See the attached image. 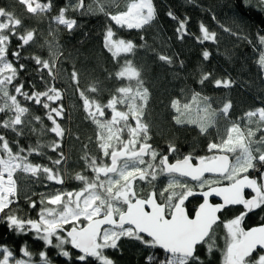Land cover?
<instances>
[{
    "label": "snow or ice",
    "instance_id": "snow-or-ice-1",
    "mask_svg": "<svg viewBox=\"0 0 264 264\" xmlns=\"http://www.w3.org/2000/svg\"><path fill=\"white\" fill-rule=\"evenodd\" d=\"M191 3L192 0H189ZM17 3L24 6L29 15L40 16L49 13L54 9V0H45L43 3L35 0H17ZM264 4V0H260ZM251 0H239L234 8L254 7ZM7 11L6 9L4 10ZM75 12L79 15L91 14L94 11H104V5L93 8L85 3V0H68L65 7L58 10V14L53 17L58 25H63L66 30L72 32L79 28L76 19L65 18L66 12ZM264 12V8L261 9ZM108 15V13H105ZM170 19L177 23L175 29L177 38L183 40L185 36L191 35L188 32L187 25L190 18L185 16L183 19L177 17L171 10L166 14ZM11 19V17H7ZM111 20L120 27L128 29H143L146 25H151L157 19V9L154 0H132L127 6L126 11L111 15ZM5 16L0 15V21ZM215 19V17H213ZM24 28L22 20L10 24L7 27H0V114L5 115V119L0 121V128L11 130L17 137L25 134V129H30L31 133L36 134L37 129L31 127L34 122L40 124V133L54 134L56 139L46 145L37 143L36 148L25 149L19 146L17 142L15 147L18 149L15 153L10 142L3 134H0V222L6 223L10 230H15L17 234L26 232H35L36 237L42 240L46 246L57 250V256L66 258V264L74 259L87 264L90 258H95L99 264H113V261L105 254L107 249H117L118 241L121 238H133L144 245L164 250L170 254L168 259L156 260V264H202L201 258L197 255V247L203 241L194 239L197 235L200 225L196 222L199 212L195 218H189L185 210V202L194 195L178 204L173 203V197L169 195L165 201L166 188L159 193L162 201L157 202L155 192L146 198H140L133 185L138 179L140 181L148 180L151 184L156 180L158 174H167L171 177L169 184L176 179L175 174L188 176L193 180H199L205 173H213L224 176L231 169L233 174L243 175V189H250L254 195L251 198H240L239 193L233 194L232 202L225 203L224 197L218 193H212L217 197H222L221 207H219L215 216L219 219L218 213L227 206H242L243 212L231 220L229 225L230 235L233 239L246 241V238L253 233H264V226L251 228L245 231L241 227L242 222L250 214L260 211L264 212V172L260 173V181L256 178H250L247 173L249 170L259 171L257 164L264 165V135L259 140H254L256 131H264V107H258L244 113L242 119L249 124H254L256 131L246 125L245 131L240 128L239 121H232L231 127L227 129L226 139L220 143H210L208 150L210 152H228L234 154V160L230 161L228 155H214L212 157H197L198 164L191 163L193 157L185 156L182 160L177 159L175 163H169L168 155L159 153L153 148L150 141L149 127L142 120L145 105L149 99L148 88L145 87V81L141 72L133 67L131 60H126L124 66L115 75L120 79L135 81V84L129 83L116 90V94L108 100L106 104H101L95 99L90 98L86 92L96 93L97 88L79 90V77L76 71L71 73V80L76 83V89L82 106L86 112V118L91 120L98 129L97 146L101 152L100 162L95 157H85L89 161V167L95 174V179L88 180L85 176H77L76 179L84 182V187L78 192H59L49 194L47 199H41L40 204L44 205L39 213L38 219H30L17 215V210L11 207L16 200V180L13 174L17 170L29 173L33 177L43 174L50 182L63 184V179L59 174V167L67 164V159L62 151V141L65 137V128L61 121L65 117L64 97L65 91L56 86V82L61 78L62 68L57 67L60 59L59 46L52 41H45V45L50 50L49 58L41 56L30 57L38 66L41 73L40 82L44 90H38L35 84H29L28 89L23 82L14 84L17 80L18 71L24 69L23 64H19V69L14 67L13 62L8 59V45L10 37L15 36L22 42L18 45L20 49L25 46L37 44L41 33L35 29L23 31L18 34L17 29ZM51 28V26H50ZM201 35L195 39L203 44L205 41L215 42L217 35L206 27L202 22L199 24ZM114 33L111 27L107 28L104 36V46L115 55L120 52L133 53L136 45L131 41L112 40ZM256 38L260 49L258 66L264 69V27H257ZM247 39V37H245ZM250 44L251 40L248 41ZM45 45H41L44 47ZM143 46V45H142ZM16 61L21 58L19 50L12 53ZM203 59L207 61L210 58V52L205 50L202 53ZM158 59L167 64H173V58L169 55L158 54ZM183 66V61H180ZM47 73L45 79L43 73ZM212 79V74H203L199 83L203 85L205 81ZM235 81L231 79H215L214 86L217 88H230ZM11 91L15 94L10 93ZM19 97V99H18ZM196 103V108L185 103L181 105L180 100H174L171 107L178 113L176 122L184 123L181 117H186L188 123H195L200 126L202 132H206L208 127L215 122L216 112L211 110L206 97H200V93H194L191 97ZM203 101L201 106L200 101ZM27 103H34L44 110V116L33 115L26 106ZM118 105L124 106L126 110H120ZM105 109L112 113L111 119L105 118ZM232 109L230 100L223 104L220 113L227 117ZM130 118L135 121V126L130 123ZM50 122L51 127L44 125V120ZM127 131L128 139H122V134ZM50 148L56 152L58 158L51 160L53 167L33 164L29 161V156L33 152H38L41 148ZM169 153H175L177 149L169 145ZM145 157H149L146 161ZM157 157L159 160L157 162ZM104 158L110 160L104 163ZM225 162L226 167L222 171L213 172L208 169L200 175L195 173L199 171L202 165L208 163ZM146 167H141L145 165ZM150 170V171H149ZM5 174H7L5 178ZM101 176L104 179H101ZM151 177V179H149ZM231 179V176H228ZM115 189V191H114ZM259 192V194H257ZM203 196V202L209 200V196L200 193ZM47 204L58 206L48 207ZM126 205V209L119 206ZM31 208L36 207V202L32 201ZM203 204L199 205V208ZM199 210V209H198ZM183 212L184 219L180 220L178 213ZM118 217V219H117ZM216 220V222H217ZM108 225L110 227H104ZM65 226H70V230ZM150 239H145L144 235ZM260 246L264 250V239H260L253 245L245 248L242 257V264H264V254H257L253 258L252 254ZM211 251V244H208ZM72 250H78L79 255L73 256ZM2 259L0 264H10V258H13V250L7 246L0 247ZM21 251L29 259H15L14 264H33L31 253L28 251L27 243L22 245ZM230 252V250H229ZM179 254V255H178ZM40 264H53V259L49 258L47 251L39 253ZM156 258L154 255L145 257V264H153ZM225 264H236L231 255L225 258Z\"/></svg>",
    "mask_w": 264,
    "mask_h": 264
},
{
    "label": "trees",
    "instance_id": "trees-1",
    "mask_svg": "<svg viewBox=\"0 0 264 264\" xmlns=\"http://www.w3.org/2000/svg\"><path fill=\"white\" fill-rule=\"evenodd\" d=\"M39 1L45 2V0ZM131 2L132 0H85V3L93 8L103 4L104 11H94L87 15L66 12L65 18L76 19L81 25L69 32L63 25H58L53 18L61 7H65L68 0H54V9L40 16L29 15L17 0H0V8L19 15L24 30L35 29L42 34L37 44L21 53L19 61L13 57L12 62L17 69L19 64L24 65V69L18 71L14 84L23 82L26 90H30L29 84H35L38 90H44L40 82L41 73L30 57L38 55L45 59L49 58L50 50L45 45V41H52L59 46L60 59L57 67L62 68L63 71L56 86L65 91V117L61 121L62 127L65 128L62 151L68 161L67 164L59 167V174L67 182V191L83 186V182L76 179L77 176H90L91 180L94 179L93 172H90L88 166L89 161L85 157L100 159L101 156L97 146L98 129L86 118L82 101L76 94V83L71 80L73 71L78 73L79 90L96 87V93L86 92V94L101 104H106L112 95L116 94L118 88L129 83L135 84L134 80L130 82L115 75L124 66L126 60H131L133 67L141 72L145 87L149 91V99L142 119L150 129L149 142L161 153L172 145L182 156L192 154L196 157H206L209 155L208 145L218 140L216 132L212 130L202 132L196 126L176 122L175 109L171 107L172 101L180 100L181 103H186L192 100L194 93H200V97L210 99L218 108L223 107L228 100L231 101L232 109L228 116L221 118L224 123L223 131L225 120L230 123L239 121L242 131H245L246 125L256 131L255 125L249 124L242 117L249 110L264 107V69L258 66L260 49L256 47L257 27H264V12L261 11L264 4L260 3V0H251L254 7L241 9L234 8L239 0H192L191 3L189 0H154L157 19L151 25H146L143 29H128L116 25L111 20V15L126 11ZM169 10L181 19L185 16L190 18L187 29L191 35L185 36L183 40L177 38L175 31L177 23L166 15ZM201 22L210 31L216 33L215 42L205 41L201 44L195 39L201 35L199 31ZM108 27H111L114 33L112 37L114 40L131 41L136 45L134 54L120 52L119 55H115L113 51L105 48L104 36ZM249 40L252 41L251 44ZM41 45L45 46L41 47ZM205 50L210 52L207 61L202 56ZM158 54L171 56L173 64L167 65L161 62ZM180 61H183V66ZM208 73L212 74V79L201 85L199 83L201 76ZM43 75L47 79V73L44 72ZM215 79H231L235 83L230 88H217L214 86ZM10 93L15 94L11 90ZM118 108L126 110L124 106L118 105ZM33 115L44 116V111L35 108ZM4 116L0 114V121L6 118ZM44 125L51 127L46 119ZM132 125L135 126V122H132ZM31 127L37 129L36 134L31 133L30 129H25V134L17 137L15 132L3 128H0V134L10 142L14 153L18 151L15 147L17 142L27 152L30 146L36 148L37 143L46 145L56 139L54 134L40 133L41 126L37 122ZM262 135L264 131H256L253 139L259 140ZM38 152L44 154L32 153L29 161L33 164L40 163L53 167L56 171L51 160L58 158L57 153L47 147L39 149ZM257 166L261 168V164ZM248 174L260 177L258 171L250 170ZM18 181L19 191L12 207L17 210V215L34 219L41 208L40 200L50 194L43 193L44 184H47L46 177L40 174L38 177L31 176L25 182L20 178ZM32 201L36 202L35 208L30 207ZM241 212L242 209L237 207L225 210V222L234 219ZM262 224H264V212H258L247 218L245 225L251 229ZM223 235L219 226L218 232L211 240L213 241L211 251L208 247L205 250L199 248L197 255L201 258L202 264H221L226 247ZM25 242L28 250L35 255L36 261H39L41 251H47L53 263L66 264V258L57 256L56 249L46 246L32 232L17 234L15 230H10L6 223L0 222L1 246H7L15 255H19ZM72 251L74 257L80 254L78 250ZM261 252L258 251L254 255ZM105 254L113 264H145V257L148 255H154L156 259L153 264H156V260L170 257L156 254L153 248L133 238H122L117 249H107ZM67 264H81V262L74 259ZM87 264H99V262L95 258H90Z\"/></svg>",
    "mask_w": 264,
    "mask_h": 264
},
{
    "label": "flooded vegetation",
    "instance_id": "flooded-vegetation-1",
    "mask_svg": "<svg viewBox=\"0 0 264 264\" xmlns=\"http://www.w3.org/2000/svg\"><path fill=\"white\" fill-rule=\"evenodd\" d=\"M4 10H5V8H0V12H3L2 15L5 16V19L3 21H0V24H2V25L6 24V27H7L10 24L16 23L17 20H20L19 19V15L16 12L12 13V12H9L7 9H6L7 11L5 12ZM7 17H11V19H8ZM23 31H24L23 28H18L17 29V33L18 34H23ZM20 43H22V42H20L17 39V37H15V36H11L10 37V43L8 45V59L10 61H12V59H13V56H12L13 52L19 50L22 53L25 49H28V48L32 47V45H31V46H25V48L20 49L18 47V45ZM18 99H19V97H18ZM26 106L30 109V112L32 114H33V111H34L35 108H40L39 106L35 105L34 103H27ZM40 111L42 112L44 110L42 108H40ZM111 115H112V113H111L110 110L109 111H105V118L108 119L109 117H111ZM61 125H62V123H61ZM159 153H161V152H159ZM33 154H38V153L33 152ZM161 154L168 155L169 163H174L177 159L182 160L185 156H189V155L193 157V159H192L193 163L196 164L197 161H198L196 159L197 158L196 156H194L192 154H188V155L182 156L179 153L178 150L175 153H171V154L167 150V151H164ZM145 158H147V157H145ZM157 159L159 160V157H157ZM39 165H40V163H39ZM41 166H44V165H41ZM163 175H165L166 177L169 176L167 174H163ZM176 178L181 180V181H183V183H184L182 188H178L176 190H170L169 187H171V186H168L166 184H158V185L156 184V185H148V186L145 185V186H142V187L139 186V189H137V187L135 185H133V187H134L135 191L137 192V194H138V196L140 198H146L148 195H150L151 193L155 192L157 194V196H156L157 202H162V203L167 200V197L169 195H171L173 197V203L174 204H178L182 199L188 198V197L196 194L193 197H190L185 202V205H184V207L186 208L187 213L189 214V216L193 217L195 215V212L197 211L199 205H201L202 202H203V198L199 195V193H201V192H203V191L207 190L208 188H210L212 186H215V185L230 184L229 180H227L226 177H212V176H208V177H205L204 179H202V180H200L198 182H191L190 180L181 178V177H179L177 175H176ZM259 178L260 177L258 176V181L261 182ZM46 181H47L46 182L47 184H44L43 193H51V192H57V191H59V192H68L67 189H66L67 188V184H66L67 182H65L64 180H63L64 181L63 184H57V183H54V182L53 183L51 182V184H50V181H48L47 179H46ZM83 187H84V185L80 186L79 189H71L70 191L75 193V192L80 191ZM165 188H166L165 201H162V198L159 196V193L161 191H163ZM252 195H254V193L247 192L246 193V198H251ZM212 202L213 203H217L218 201L217 200H212ZM121 207L126 209V205H121ZM237 208H241L242 212H243L242 206H238ZM242 212H241V214H242ZM258 212H260V211H256V212L250 214L249 216H247V218H249L250 216H252L253 214H256ZM220 218H221V221L219 223H217L215 225V227L212 229V232H211L210 236L208 237V239L205 241V243H203L201 246L197 247V251L199 250V248L200 249L204 248V250H205V248L208 247V244H211V249H212V247H213L212 246L213 245L212 242L213 241H211V240L214 238V235L218 232V227L219 226H221V228H222V234H224L223 235V241L225 242V210L220 214ZM247 218L242 222V226H243V228L245 230H249V228H250V227L245 225L246 221H247ZM32 234L35 235V232H32ZM144 237H145L146 240L150 239V238H148L146 236H144ZM153 250H154V252L156 254L170 256V254L164 252V250L160 249L159 247L153 248Z\"/></svg>",
    "mask_w": 264,
    "mask_h": 264
},
{
    "label": "water",
    "instance_id": "water-1",
    "mask_svg": "<svg viewBox=\"0 0 264 264\" xmlns=\"http://www.w3.org/2000/svg\"><path fill=\"white\" fill-rule=\"evenodd\" d=\"M2 14H3V12H0V15H2ZM221 154L228 155L229 156V160L233 161L232 157L228 153H220L218 155H221ZM191 163L193 165H196V164H198V161H197L196 164L193 163V161H191ZM226 166H227L226 163L222 162V161L216 162V163L204 164V165L201 166L199 171H197L195 174L196 175H200V173H202V172H204V171H206L208 169H212L213 172L222 171L223 168L226 167ZM230 171H231V169H229V172L226 173L224 176H221V175H218V174H213V173H205L204 176H202L199 180H193V179H191L188 176H181L178 173L176 175L181 177V178L188 179L191 182H198V181H200V180H202V179H204L205 177H208V176H212V177H226L230 173ZM249 177L258 179L257 175H254V176H250L249 175ZM243 183H244L243 176H241L239 179H237L233 183L215 185V186H212V187L208 188L207 190L201 192V193H205L207 196H209V200L207 202H202L203 207H201V208L198 207L199 210L197 209L199 214L197 216V221L196 222L200 225V228H199V231H198L197 235L194 237V239H199V240L203 241V243H205V241L210 236V234L212 232V229L215 227V225L217 223H219L221 221L220 214L224 210H227V209H229L231 207H238V206H227V207H225L224 209L221 210V212H219L217 214L218 217H219V219L217 220V217L215 216V212H216V210L219 207L222 206L221 203L223 201H222V197H217L215 195L210 197L212 195V193L220 194L221 196L224 197V202L225 203H231L233 194L239 193L240 194V198L243 199L244 197L246 198V193L247 192H252L250 189H247V188L244 190L243 189ZM257 194H259V192ZM199 195H200V193H199ZM200 196L203 198L202 195H200ZM185 199H187V198H184L182 200H185ZM212 200H217L218 202L217 203H213ZM185 210H186V208H185ZM196 212H195V214H196ZM186 213H187V210H186ZM177 216H178V218L180 220L184 219L183 212L178 213ZM189 218H195V215L193 217L189 216ZM117 219H118V217H117ZM216 220H217V222H216ZM260 226H264V224H262ZM260 226H257V227H260ZM104 227H110V226L105 225ZM241 227H243L242 224H241ZM253 228H256V227H253ZM245 231H250V229L249 230H245ZM143 235L147 237L146 234H143ZM260 239H264V233H253L251 236L246 238V241L242 240L237 246V256H236L237 260L239 262H242V257L244 255L245 248L247 246H249V245H253L255 242H257ZM203 243H201L199 245H194V246L198 247V246H201ZM257 251L264 252V250H261L260 246H258L257 250L253 252L252 256L255 253H257Z\"/></svg>",
    "mask_w": 264,
    "mask_h": 264
},
{
    "label": "rangeland",
    "instance_id": "rangeland-1",
    "mask_svg": "<svg viewBox=\"0 0 264 264\" xmlns=\"http://www.w3.org/2000/svg\"><path fill=\"white\" fill-rule=\"evenodd\" d=\"M29 2H31V0H29ZM35 2H39V3H42L41 1H39V0H35ZM127 10V9H126ZM0 27H6V24H0ZM112 40H114L113 38H112ZM114 41H116V40H114ZM208 100V104L210 105V108H211V110H215V112H216V117H215V122L211 125V126H209L208 127V129H207V131H209V130H212L213 132H216V134H217V137H218V140L217 141H215V142H213V143H220L221 142V140L222 139H226V137H227V129L229 128V127H231V123L230 122H227L226 120H225V129H224V131H223V127H224V123L221 121V118L223 117L224 118V116L223 115H221V113H220V109L222 108V107H216V106H214L212 103H211V101H210V99H207ZM187 104H189V105H191V107H192V109H195L196 108V103L194 102V101H192V100H190V101H188V102H186ZM200 103H201V106H203V101L201 100L200 101ZM183 104H185V103H181V105H183ZM219 110H218V109ZM174 114H175V117H177V115H178V113L176 112V110L174 111ZM144 118V114H143V117H142V119ZM108 119H111V117H109ZM181 119L182 120H185V122L184 123H182V124H187V125H192V126H196V127H198L199 129H200V126L198 125V124H195V123H188L187 121H186V117H181ZM132 122H135L134 120H132L131 118H130V123H132ZM201 130V129H200ZM242 130V129H241ZM126 133H127V131H125L123 134H122V139H124V140H127L128 139V135L126 136ZM128 134V133H127ZM220 153H228V152H218V151H213V152H210L209 151V155H207L206 157H212V156H214V155H218V154H220ZM0 154H2V153H0ZM231 157H232V159L234 160V154H232V153H228ZM108 158H104V161L103 162H106V160H107ZM145 160L146 161H148L149 160V157H147V158H145ZM157 162H158V159H157ZM141 167H146V164L145 165H141ZM257 168L259 169L260 167H258L257 166ZM263 168V169H262ZM150 171V170H149ZM250 171V170H249ZM259 173H261V172H264V165H261V168L259 169V171H258ZM244 175V173H241L240 175H236V174H233L232 173V171H230V173L226 176V179L227 180H229L230 182H232V181H234V180H237V179H239L241 176H243ZM247 175H249L248 173H247ZM260 175V174H259ZM6 176H7V174H5V178H6ZM31 174H29V173H24V172H22V170H17V172L16 173H14L13 174V178L16 180V189H17V192H16V196H17V193H18V191H19V181H18V178H20L21 179V181L22 182H25L27 179H30L31 178ZM92 176L94 177V179H95V174L93 173L92 174ZM91 176V177H92ZM228 176H231L232 178L231 179H229L228 178ZM90 177V176H89ZM89 177H87L88 178V180H91V178H89ZM101 179H104V177L103 176H101ZM149 179H151V177H149ZM171 179V177H169V176H165V175H163V174H158V176H157V178H156V180L155 181H153L151 184L148 182V180H145V181H140V180H136L135 182H134V185L137 187V189H139V186H148V185H158V184H166V185H168V186H171V187H169V189L170 190H176V189H178V188H182L183 187V181H181V180H179V179H175V181L173 182V183H171V184H169V180ZM83 182V181H82ZM83 185H84V182H83ZM114 191H115V189H114ZM69 192V191H68ZM56 193V192H55ZM55 193H52V194H55ZM63 193H66V192H63ZM47 197H48V195H46V196H44V198L43 199H47ZM44 205H41L40 204V207L42 208ZM47 206L48 207H54V208H57L58 210H59V208H58V206H55V205H50V204H47ZM121 206V205H120ZM12 207V206H11ZM41 208L39 209V211H38V214H37V217L36 218H34V219H38L39 218V213H40V210H41ZM231 224V220L230 221H227V222H225V252H224V255H223V260H222V262H221V264H225V258H226V256H228L229 254L231 255V257L233 258V260L236 262V264H242V262H239L238 260H237V258H236V256H237V246H238V244L242 241V240H240V239H233V237L230 235V229H229V225ZM66 227V226H65ZM68 228L67 229H69L70 230V226H67ZM35 237H36V234L34 235ZM37 238V237H36ZM37 239H39V238H37ZM122 239V238H121ZM120 239V240H121ZM119 240V241H120ZM119 241H118V243H119ZM2 246H4V245H2ZM1 245H0V247H2ZM229 250H230V252H229ZM29 251V250H28ZM106 251V250H105ZM30 252V251H29ZM31 253V260L33 261V264H40V261H41V258L39 257V261H36L35 260V255L32 253V252H30ZM258 254H264V252H261V253H258ZM2 255H3V253H2V251H0V259H2ZM257 255V254H256ZM256 255H254L253 256V258H255L256 257ZM170 258V257H169ZM15 259H25V260H27V259H29V257H26V256H24V254H23V252L20 250V254L19 255H13V258H10V264H14V260ZM53 264H55V263H53Z\"/></svg>",
    "mask_w": 264,
    "mask_h": 264
},
{
    "label": "bare ground",
    "instance_id": "bare-ground-1",
    "mask_svg": "<svg viewBox=\"0 0 264 264\" xmlns=\"http://www.w3.org/2000/svg\"><path fill=\"white\" fill-rule=\"evenodd\" d=\"M96 159H97V162L99 163V162H100V159H98V158H96ZM109 161H110V160L107 159L106 162H104V163H110ZM88 166H89V164H88ZM89 169H90V172H92V170H91L90 167H89ZM85 177H88V176H85Z\"/></svg>",
    "mask_w": 264,
    "mask_h": 264
}]
</instances>
